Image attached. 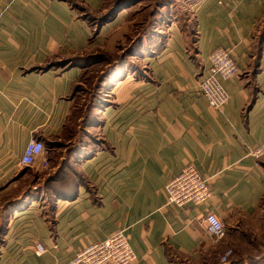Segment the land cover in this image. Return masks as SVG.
<instances>
[{"label":"crops","instance_id":"1","mask_svg":"<svg viewBox=\"0 0 264 264\" xmlns=\"http://www.w3.org/2000/svg\"><path fill=\"white\" fill-rule=\"evenodd\" d=\"M104 1L0 0V264H67L118 231L131 264H216L249 244L264 199V157L251 155L264 145V0H187L186 21L175 10L159 27L148 76L123 69L102 81L82 120L75 60L94 37L83 15L99 16ZM217 49L238 67L219 110L197 91ZM30 140L43 143L45 169L18 165ZM187 163L211 198L182 210L166 205L165 186ZM30 170L40 176L26 181ZM208 212L224 226L221 241L206 232ZM254 241L263 248L252 264H264Z\"/></svg>","mask_w":264,"mask_h":264},{"label":"rangeland","instance_id":"2","mask_svg":"<svg viewBox=\"0 0 264 264\" xmlns=\"http://www.w3.org/2000/svg\"><path fill=\"white\" fill-rule=\"evenodd\" d=\"M119 1L122 0H105V5L109 6L110 10ZM186 4L187 0H126L114 11L113 17L106 21L97 19L101 14L93 16L84 13L83 18L96 26L92 28L96 33L91 41V47L83 54L89 57L81 60V66L85 71L81 72L73 87L75 101L81 105L78 107V115L82 116V120L85 119L86 109L98 102L103 92V82L107 78L121 76L124 73L123 69L134 76H148L150 68L145 63V56L151 52V45H155L162 38V30L159 27L166 26L164 22L172 19L175 10L176 13L182 14V20L186 21L188 18V14H184ZM124 11L128 12L116 19V16ZM112 64L114 67L105 75L103 82L99 83L100 77ZM70 124L73 129L80 126L76 117ZM39 173L30 170L26 174V181L39 177ZM251 226V231H246L249 234V244L242 240L237 248L224 250L225 252L218 255L216 264H252V256H256L255 250L263 248L260 245H253L256 248H252L254 234V243L264 244V199L260 205L259 215L252 218ZM223 256L225 259L221 260Z\"/></svg>","mask_w":264,"mask_h":264},{"label":"built area","instance_id":"3","mask_svg":"<svg viewBox=\"0 0 264 264\" xmlns=\"http://www.w3.org/2000/svg\"><path fill=\"white\" fill-rule=\"evenodd\" d=\"M238 75V67L224 49H217L209 56V67L198 84V93L213 109L219 110L225 106L228 95L223 83ZM44 145L38 140H30L19 159L22 168L39 166L47 167L46 159H42ZM251 155L259 160L264 157V145L251 151ZM211 192L208 179L205 178L192 163H187L181 172L173 177L165 186V203L179 209L189 206H201L209 201ZM206 232L213 242L225 238V229L219 217L208 212L203 219ZM33 248L41 256L46 250L43 245L34 242ZM230 253V252H229ZM136 255L131 248L127 235L118 231L102 242L90 244L79 250L67 264H131ZM223 256L221 260H224Z\"/></svg>","mask_w":264,"mask_h":264},{"label":"trees","instance_id":"4","mask_svg":"<svg viewBox=\"0 0 264 264\" xmlns=\"http://www.w3.org/2000/svg\"><path fill=\"white\" fill-rule=\"evenodd\" d=\"M124 2H126V0L125 1H119L118 3H116V4H114V6L109 10V6H106L105 5V1H104V3H103V6L101 7V10L102 11H105V12H103L97 19L99 20V21H106V20H109L110 18H112L113 17V15H114V11L118 8V7H120V5L122 4V3H124ZM89 23V22H88ZM89 25L90 26H92V28H94V27H96L95 25H92V24H90L89 23ZM94 26V27H93ZM96 32L94 31V34H95ZM154 44H152L151 45V48H152V46H153ZM151 51L153 52V50L151 49ZM89 56H82L80 59H76L75 60V62L77 63V62H79L80 61V64H81V60L82 59H84V58H88ZM65 64V66L66 65H68L69 63L68 62H65L64 63ZM83 67V66H82ZM112 67H114V64H112V66L108 69V70H106L105 71V74H103V76H101L100 77V80H99V83H101L102 81H103V79L105 78V75L107 74V73H109L110 71H111V68ZM85 71V68L83 69L82 68V72H84ZM263 202V199H262V201H261V203ZM261 203H260V205H261ZM252 248H256L255 246H253L252 245ZM259 249H257V253H259ZM256 253V254H257Z\"/></svg>","mask_w":264,"mask_h":264}]
</instances>
